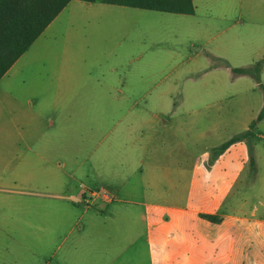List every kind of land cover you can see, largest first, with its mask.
<instances>
[{
	"label": "rangeland",
	"instance_id": "rangeland-1",
	"mask_svg": "<svg viewBox=\"0 0 264 264\" xmlns=\"http://www.w3.org/2000/svg\"><path fill=\"white\" fill-rule=\"evenodd\" d=\"M195 2L174 14L71 0L2 76L0 264H149L145 223L121 221L150 214V110L209 104L236 133L264 95V75L232 72L264 63L244 0ZM248 141L257 174L246 167L231 198L259 206L264 138Z\"/></svg>",
	"mask_w": 264,
	"mask_h": 264
},
{
	"label": "crops",
	"instance_id": "crops-1",
	"mask_svg": "<svg viewBox=\"0 0 264 264\" xmlns=\"http://www.w3.org/2000/svg\"><path fill=\"white\" fill-rule=\"evenodd\" d=\"M192 3L195 12V0ZM244 3V40L258 35L259 49L264 53V0ZM248 53L249 47L243 46L240 51L218 56L228 61V56L237 60L240 54ZM262 75L264 63L258 81ZM222 91L190 93L187 97L201 99ZM162 97L170 98L167 94ZM208 105H167L163 111L150 110V214L142 221H121L134 226L145 223L149 264H264V201L257 206L242 197L231 198L246 167L253 176L257 174L248 138H264L256 132L264 124V116L257 120L264 95L256 118L251 120L256 121L255 127L248 136L234 141L230 140L246 132L251 122L235 133L228 122L220 121L218 111L204 112ZM202 120L208 123L206 130H193Z\"/></svg>",
	"mask_w": 264,
	"mask_h": 264
},
{
	"label": "trees",
	"instance_id": "trees-1",
	"mask_svg": "<svg viewBox=\"0 0 264 264\" xmlns=\"http://www.w3.org/2000/svg\"><path fill=\"white\" fill-rule=\"evenodd\" d=\"M71 0H0V79L16 60L29 48L32 42L52 22ZM103 2L133 8L154 10L176 14H192V0H82ZM253 75L258 81L262 60L254 64ZM236 73H249L245 67L232 69ZM264 116V106L257 120ZM252 121L246 132L230 141L248 136L255 127ZM210 217V216H208ZM211 218V217H210Z\"/></svg>",
	"mask_w": 264,
	"mask_h": 264
},
{
	"label": "built area",
	"instance_id": "built-area-1",
	"mask_svg": "<svg viewBox=\"0 0 264 264\" xmlns=\"http://www.w3.org/2000/svg\"><path fill=\"white\" fill-rule=\"evenodd\" d=\"M102 198L104 199V200H110L109 198V196L107 195V193H105V192H102Z\"/></svg>",
	"mask_w": 264,
	"mask_h": 264
}]
</instances>
